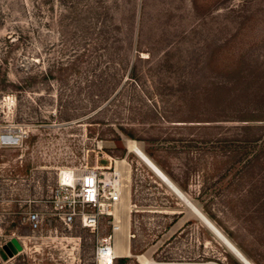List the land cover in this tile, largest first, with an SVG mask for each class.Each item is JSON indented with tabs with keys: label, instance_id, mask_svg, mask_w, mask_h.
<instances>
[{
	"label": "rangeland",
	"instance_id": "1",
	"mask_svg": "<svg viewBox=\"0 0 264 264\" xmlns=\"http://www.w3.org/2000/svg\"><path fill=\"white\" fill-rule=\"evenodd\" d=\"M202 102H229L231 121L200 152L178 121L207 117ZM255 110L264 119V0H0V132H25L0 149V264H95L104 221L66 229L47 201L60 171L115 161L126 264L237 261L133 145L249 264H264V130L245 145L236 129ZM29 211L50 224L31 232ZM11 238L21 251L6 257Z\"/></svg>",
	"mask_w": 264,
	"mask_h": 264
},
{
	"label": "built area",
	"instance_id": "2",
	"mask_svg": "<svg viewBox=\"0 0 264 264\" xmlns=\"http://www.w3.org/2000/svg\"><path fill=\"white\" fill-rule=\"evenodd\" d=\"M24 137V131H1L0 149L20 147ZM114 163L102 168L81 166L60 171L47 201L49 215L66 229L76 224L94 233L104 221L108 231L96 241L95 264H113L119 258L114 254V236L123 223L120 203L124 186L123 170H116ZM62 173L64 177L60 176ZM24 222L34 232L49 225L50 218L29 211Z\"/></svg>",
	"mask_w": 264,
	"mask_h": 264
},
{
	"label": "trees",
	"instance_id": "3",
	"mask_svg": "<svg viewBox=\"0 0 264 264\" xmlns=\"http://www.w3.org/2000/svg\"><path fill=\"white\" fill-rule=\"evenodd\" d=\"M240 10V9H239ZM242 10V9H241ZM241 10L239 12H241ZM233 11V10H232ZM138 30V28H137ZM136 36H138V32L136 34ZM243 61V58L241 56V60L240 62ZM260 66V65H259ZM256 70V68H255ZM255 72H243V71H239V70H235L233 72V74L235 75L237 80H245L248 81L249 79H251V77H254ZM203 107H207V112L209 113V115L207 117L204 118H190L187 121H178V122H183V126L185 129L193 131L194 134L189 133L187 135V142H194L195 145L198 144L199 148H201L200 152H202L203 147H205L209 142H211V137L213 135H216L215 131L216 130H220V126H218V122H227V121H231L228 116L225 115L224 112L227 111L228 108H230V103L229 102H202ZM211 113H210V112ZM256 111V110H255ZM223 113V114H222ZM251 115L242 118L240 120H236L238 122H243L244 124H241L240 126L236 127V129L239 131V134H241V138H240V142H242L245 145H251V144H255L256 142L259 141V139L262 137V133L264 130V119L259 116L260 114L258 111L254 112L252 111ZM256 113V114H254ZM186 123V124H185ZM189 123V125H187ZM206 123V124H204ZM186 140V139H185ZM206 150V149H204ZM231 157H233V159L231 160L232 162H238L240 161L239 155L238 158L236 156L235 152H231ZM257 157L252 155L249 158L245 159L243 166L244 168L249 166L250 164H252V162L256 161ZM183 170L181 171V174L183 175L184 179H187V177H189V175L194 171L192 170L193 168H191L188 164H184L183 166ZM179 186H181L180 184H178ZM264 198H260L258 200V204L259 202H261ZM227 257H229V255L226 253L225 254ZM225 260L227 259L228 261L231 262V264H239L237 261H235L233 258H224ZM129 261L128 258H118L116 261V264H126Z\"/></svg>",
	"mask_w": 264,
	"mask_h": 264
},
{
	"label": "bare ground",
	"instance_id": "4",
	"mask_svg": "<svg viewBox=\"0 0 264 264\" xmlns=\"http://www.w3.org/2000/svg\"><path fill=\"white\" fill-rule=\"evenodd\" d=\"M131 151L141 160V162H143V164H145V166H147V168H149V170H151V172H153V174L160 179L161 181H163L164 183L167 184V186L170 187L171 190H173V192H175L177 194V196L181 197L183 200L186 201L188 207L195 212L196 216L200 219V221L202 223H204L210 230H212L215 234H217L222 240L223 242L226 244L227 248H229V250L231 252H233V254L239 258L241 260V262H243L244 264H249V262L245 259H243L244 257H242L237 250H235L233 248V246L212 226V224L203 217L202 214H200L186 199L185 197L179 192V190H177V188L167 179L165 178V176L162 175V173H160V171L155 167V165L143 154V152L137 147V146H132L131 147ZM114 168L117 170L118 168L116 167V161L114 163ZM122 204V203H121ZM123 208V207H122ZM121 209V208H120ZM205 226V227H206ZM121 228H123L122 224H121ZM120 228L119 232H117L114 236V254L116 255V248H117V238L118 236L121 234L122 229ZM223 243V244H224ZM225 246V247H226ZM117 256V255H116Z\"/></svg>",
	"mask_w": 264,
	"mask_h": 264
},
{
	"label": "water",
	"instance_id": "5",
	"mask_svg": "<svg viewBox=\"0 0 264 264\" xmlns=\"http://www.w3.org/2000/svg\"><path fill=\"white\" fill-rule=\"evenodd\" d=\"M162 183L168 188L170 189L169 186H167L166 183H164L162 181ZM171 190V189H170ZM171 192L183 203L184 207L187 209L188 208V205L184 202V200H181V198H179L175 192H173V190H171ZM218 237V236H217ZM220 239V238H219ZM221 241V239H220ZM221 243L223 244V242L221 241ZM224 245V244H223ZM232 245V244H231ZM225 246V245H224ZM233 246V245H232ZM226 248V247H225ZM233 248L235 250H237L234 246ZM228 250V248H226ZM1 251L3 254H5L6 257H12L13 255H15L16 253H18L19 251H21V245L17 242L16 239L14 238H11L8 242H6L2 247H1ZM229 251V250H228ZM238 251V250H237ZM229 253H231L229 251ZM239 253V251H238ZM232 254V253H231ZM241 255V253H239ZM232 256L240 263V264H243V262H241V260L239 258H236L233 254ZM242 256V255H241ZM243 257V256H242ZM245 259V258H243ZM246 260V259H245Z\"/></svg>",
	"mask_w": 264,
	"mask_h": 264
},
{
	"label": "crops",
	"instance_id": "6",
	"mask_svg": "<svg viewBox=\"0 0 264 264\" xmlns=\"http://www.w3.org/2000/svg\"><path fill=\"white\" fill-rule=\"evenodd\" d=\"M120 164H122V163H120ZM146 167H147V166H146ZM155 167H156V166H155ZM156 168H157V167H156ZM157 169H158V168H157ZM158 170H159V169H158ZM159 171H160V170H159ZM160 173H162V172L160 171ZM162 175L164 176V174H163V173H162ZM165 178H166V177H165ZM159 180H160V179H159ZM160 181H161V180H160ZM161 182H162V181H161ZM116 253H117V252H116ZM125 255H126V256H129V253H128V251H126V252H125Z\"/></svg>",
	"mask_w": 264,
	"mask_h": 264
}]
</instances>
